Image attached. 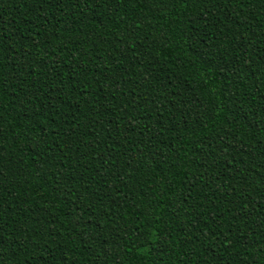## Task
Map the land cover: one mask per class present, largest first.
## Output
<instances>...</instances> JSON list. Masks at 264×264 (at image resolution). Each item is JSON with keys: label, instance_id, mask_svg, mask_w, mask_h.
<instances>
[{"label": "trees", "instance_id": "1", "mask_svg": "<svg viewBox=\"0 0 264 264\" xmlns=\"http://www.w3.org/2000/svg\"><path fill=\"white\" fill-rule=\"evenodd\" d=\"M0 264H264V0H0Z\"/></svg>", "mask_w": 264, "mask_h": 264}]
</instances>
